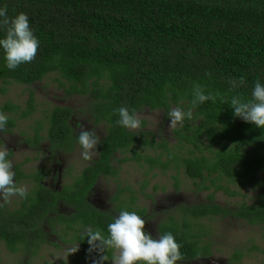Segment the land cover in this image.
<instances>
[{"label":"trees","instance_id":"trees-1","mask_svg":"<svg viewBox=\"0 0 264 264\" xmlns=\"http://www.w3.org/2000/svg\"><path fill=\"white\" fill-rule=\"evenodd\" d=\"M3 7L9 17L27 14L40 42L35 60L15 70L6 67L0 50V95L11 85L28 90L23 107L0 104V113L9 117L3 133L33 117L29 87L47 78L66 97L84 98L85 113L105 129L97 158L58 190L44 186L42 170L28 175L21 165L13 167L15 182L32 187L27 199L0 208V244L9 253L35 256L48 228L62 244L79 245L70 258L74 264H94L98 253L88 252L87 227L107 235L120 211L145 215L134 192L120 184L110 200L116 204L113 214L88 201L99 178L117 181L120 166L129 162L145 174L171 172L176 189L182 175L194 191L210 192L205 202L182 205L157 226L158 235L171 232L181 245L180 262L208 257L202 220L234 218L264 231V129L234 117L230 107L233 95L249 100L255 81L264 84V0H0ZM194 83L228 103L217 97L199 105L192 121L172 129L173 146L148 130L117 124L120 107L136 114L162 111L166 119L173 107L187 110ZM71 117L70 108L46 110L27 142L38 147L47 141L50 155L70 153L77 144ZM230 186L256 188L255 202L217 205L214 195L220 191L238 195ZM60 206L68 212L60 213ZM241 257L235 253L232 259Z\"/></svg>","mask_w":264,"mask_h":264},{"label":"rangeland","instance_id":"rangeland-1","mask_svg":"<svg viewBox=\"0 0 264 264\" xmlns=\"http://www.w3.org/2000/svg\"><path fill=\"white\" fill-rule=\"evenodd\" d=\"M29 90L34 93L36 112L32 118L19 121L17 127L10 132L0 133V148L5 145L9 149V159L14 166L21 165L24 173L29 175L42 170L45 173L44 186L58 190L64 183L70 182L71 178L84 167L90 165L97 158L98 153L91 161H84L78 143L70 153L55 155L49 154L48 143L45 140L38 147H32L27 139L33 137L34 122L42 121L45 111L52 107H66L72 110L71 127L74 135L78 136L82 125L84 130H94L102 140L105 129L103 125H94L85 113L84 98L66 97L50 78L32 85ZM27 96L26 87L11 85L7 87L6 94L0 95V104L10 101L23 107ZM138 116L145 122L144 128L140 129L154 133L157 140L163 139L173 146L175 142L172 129H169L170 118L166 119L162 111L152 112L145 109L138 113ZM41 135L43 136L44 133L42 132ZM97 148L98 145L96 151ZM171 175V172L162 174L158 171L145 174L144 169L137 164L124 163L119 168L117 181L102 177L97 180L88 201L97 209L113 214L116 211V204L114 205L110 200L117 185L128 187L135 194L136 206L145 210V215L142 217L146 222L144 231L151 234L154 239H158L157 226L168 213H173L182 205L205 202L206 195L210 193L194 191L191 182L182 175L179 177V188L176 189L175 180ZM24 185L28 190L32 187L31 184ZM230 187L237 191L238 195H225L220 191L214 195V202L217 205L232 207L242 202L247 204L255 202L256 188ZM13 202H18V197H14L11 203ZM59 211L64 214L68 212L64 206H60ZM201 223L204 240L210 244L208 257H200L190 262L178 261L177 264H264V231L260 227L248 226L234 218L202 220ZM44 232V243L32 257L22 253L11 254L0 244V264H50L52 260L54 264H65L63 259H57L55 256H63L72 246L62 244L48 228H44ZM235 253L242 256L239 261H233ZM73 254L68 256L67 264H74L72 259L70 260ZM104 264H112V262L109 260Z\"/></svg>","mask_w":264,"mask_h":264},{"label":"clouds","instance_id":"clouds-1","mask_svg":"<svg viewBox=\"0 0 264 264\" xmlns=\"http://www.w3.org/2000/svg\"><path fill=\"white\" fill-rule=\"evenodd\" d=\"M0 30L4 36L0 38V50L3 52V59L6 67L15 70L22 64L31 63L35 60L39 49V40L30 27L27 14L19 13L14 17L8 16L6 7L0 8ZM233 86H237L235 80H229ZM244 83V78L239 79V84ZM192 99L185 110L183 107H173L167 112L170 118L169 129L183 127L185 119H194V110L208 101L215 103L217 97L222 103L228 101L220 93H205V88L194 83L191 91ZM180 103H183L181 99ZM230 107L233 109L234 117H239L247 123L264 129V84L259 80L255 81L251 93V99L245 100L239 95H233L230 99ZM119 119L117 124L130 131H137L141 128V120L135 109L131 112L126 107L118 110ZM9 117L0 113V133L7 131L6 125ZM80 132L76 136L77 143L81 149V158L84 161H91L97 154L95 150L101 143L99 136L94 130H84L80 126ZM8 152L4 147L0 148V208L11 203L14 197L27 199L28 188L25 185H18L15 182L13 162L8 159ZM145 220L135 211L122 210L113 217L112 222L107 225V235L97 228L87 227L84 238H87L89 245L88 252L98 253L94 264H103L110 260L112 264H177L183 260L180 252L181 245L176 241L171 232L159 234L154 239L151 234L144 231ZM79 245L66 250L57 259H63L67 264L68 256L77 252ZM111 252V259L108 253ZM50 264H54L52 260Z\"/></svg>","mask_w":264,"mask_h":264}]
</instances>
